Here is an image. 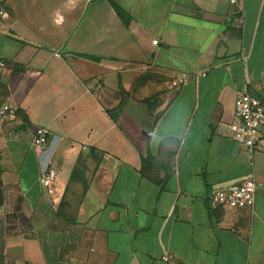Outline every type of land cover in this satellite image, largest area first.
Masks as SVG:
<instances>
[{
  "label": "crops",
  "instance_id": "obj_1",
  "mask_svg": "<svg viewBox=\"0 0 264 264\" xmlns=\"http://www.w3.org/2000/svg\"><path fill=\"white\" fill-rule=\"evenodd\" d=\"M240 1L243 28L230 0H0V105L18 109L0 132L1 258L264 264V125L252 165L231 129L239 92L264 101V0ZM250 176L252 207L210 204Z\"/></svg>",
  "mask_w": 264,
  "mask_h": 264
},
{
  "label": "built area",
  "instance_id": "obj_2",
  "mask_svg": "<svg viewBox=\"0 0 264 264\" xmlns=\"http://www.w3.org/2000/svg\"><path fill=\"white\" fill-rule=\"evenodd\" d=\"M233 7L232 21L243 28L245 26V15L240 0H230ZM2 14H4L2 12ZM158 40H153L157 44ZM60 56L59 53L56 54ZM6 67L5 60L0 57V69ZM206 73H198L194 76H180L171 80L170 87L179 89L184 83ZM17 107L4 103L0 105V132L7 124L17 120ZM234 116L236 122L231 125L233 138L244 148L253 164L255 148L260 142L259 128L264 125V101L253 95L249 90L239 92L235 98ZM49 143V131L40 127L35 131L33 138V149L39 154L46 152ZM38 182L42 193L49 198L51 204L55 206L59 195L57 181V171L52 166L50 158H46L38 177ZM258 181L253 177H247L239 183L216 187L209 194V202L212 206H222L229 209L250 208L255 203ZM169 256H163V260L168 262Z\"/></svg>",
  "mask_w": 264,
  "mask_h": 264
},
{
  "label": "trees",
  "instance_id": "obj_3",
  "mask_svg": "<svg viewBox=\"0 0 264 264\" xmlns=\"http://www.w3.org/2000/svg\"><path fill=\"white\" fill-rule=\"evenodd\" d=\"M111 4L116 9L117 13L121 16V18L123 19V21L126 24H128L129 23V16L126 14V12L119 5H117L114 1H111Z\"/></svg>",
  "mask_w": 264,
  "mask_h": 264
},
{
  "label": "rangeland",
  "instance_id": "obj_4",
  "mask_svg": "<svg viewBox=\"0 0 264 264\" xmlns=\"http://www.w3.org/2000/svg\"><path fill=\"white\" fill-rule=\"evenodd\" d=\"M0 264H8L3 258L0 257Z\"/></svg>",
  "mask_w": 264,
  "mask_h": 264
}]
</instances>
